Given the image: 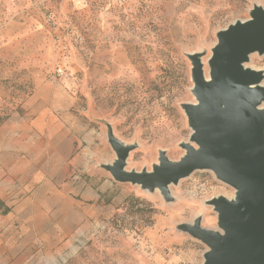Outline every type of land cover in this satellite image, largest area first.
I'll return each mask as SVG.
<instances>
[{"label": "rangeland", "instance_id": "374dc122", "mask_svg": "<svg viewBox=\"0 0 264 264\" xmlns=\"http://www.w3.org/2000/svg\"><path fill=\"white\" fill-rule=\"evenodd\" d=\"M264 0H0V264H202L183 224L221 231L209 169L168 192L115 181L172 162L192 132L190 55ZM264 75V53L243 63ZM264 85V78L262 81ZM264 106V101H263Z\"/></svg>", "mask_w": 264, "mask_h": 264}, {"label": "water", "instance_id": "95a60500", "mask_svg": "<svg viewBox=\"0 0 264 264\" xmlns=\"http://www.w3.org/2000/svg\"><path fill=\"white\" fill-rule=\"evenodd\" d=\"M207 59L208 79L199 55H190L195 104L182 108L192 132L185 153L172 162L163 153L151 171L125 170L128 148L110 139L116 160L108 165L113 179L168 192L195 170L209 169L235 189L234 197L212 198L221 231L183 224L189 236L208 249L202 264H264V86L261 71L243 67L249 54L264 53V9L216 33Z\"/></svg>", "mask_w": 264, "mask_h": 264}, {"label": "bare ground", "instance_id": "6f19581e", "mask_svg": "<svg viewBox=\"0 0 264 264\" xmlns=\"http://www.w3.org/2000/svg\"><path fill=\"white\" fill-rule=\"evenodd\" d=\"M243 67L245 68L246 66L243 65ZM252 69H253V68H252ZM204 76H205V79H208V76L205 75V73H204ZM262 81H263V80H262ZM262 81H261V85H263ZM263 86H264V85H263ZM195 103H196V99H194V101L191 102V104H195ZM259 107H260V108L264 107V106H263V102L260 103ZM233 197H234V196H233Z\"/></svg>", "mask_w": 264, "mask_h": 264}, {"label": "trees", "instance_id": "16d2710c", "mask_svg": "<svg viewBox=\"0 0 264 264\" xmlns=\"http://www.w3.org/2000/svg\"><path fill=\"white\" fill-rule=\"evenodd\" d=\"M0 208H2L1 213L5 214L8 212V208L0 201Z\"/></svg>", "mask_w": 264, "mask_h": 264}]
</instances>
